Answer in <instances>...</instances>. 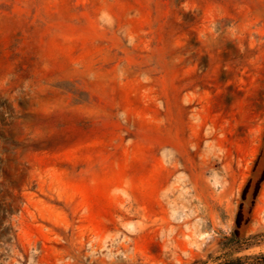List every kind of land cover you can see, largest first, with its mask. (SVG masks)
<instances>
[{"label": "rangeland", "instance_id": "rangeland-1", "mask_svg": "<svg viewBox=\"0 0 264 264\" xmlns=\"http://www.w3.org/2000/svg\"><path fill=\"white\" fill-rule=\"evenodd\" d=\"M264 0H0V264H259Z\"/></svg>", "mask_w": 264, "mask_h": 264}, {"label": "trees", "instance_id": "trees-1", "mask_svg": "<svg viewBox=\"0 0 264 264\" xmlns=\"http://www.w3.org/2000/svg\"><path fill=\"white\" fill-rule=\"evenodd\" d=\"M258 257L261 259V262H259V264H264V255H260Z\"/></svg>", "mask_w": 264, "mask_h": 264}]
</instances>
